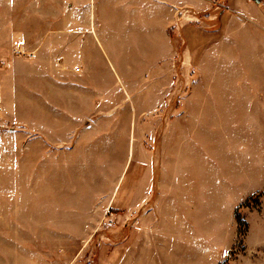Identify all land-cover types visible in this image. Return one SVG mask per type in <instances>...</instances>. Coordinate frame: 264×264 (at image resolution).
I'll return each mask as SVG.
<instances>
[{"label": "crops", "instance_id": "0c3cea01", "mask_svg": "<svg viewBox=\"0 0 264 264\" xmlns=\"http://www.w3.org/2000/svg\"><path fill=\"white\" fill-rule=\"evenodd\" d=\"M34 26L45 29H21ZM4 33L9 52L2 55L0 46V59L35 64L32 72L18 71L29 79L22 97L33 107L31 129L49 138L52 121L67 135L68 114L48 113L62 108L58 98L119 83L126 90L120 75H162L164 61L175 56V180L153 181L146 194L132 190L141 188L135 184L125 190L129 219L107 261L222 264L236 210L264 191V0H0V38ZM84 119L94 121L69 118ZM6 166L0 163V172ZM2 176L0 187L10 185ZM132 203L148 208L137 213Z\"/></svg>", "mask_w": 264, "mask_h": 264}, {"label": "rangeland", "instance_id": "374dc122", "mask_svg": "<svg viewBox=\"0 0 264 264\" xmlns=\"http://www.w3.org/2000/svg\"><path fill=\"white\" fill-rule=\"evenodd\" d=\"M8 33L0 38L2 55L9 52ZM0 68L5 90L0 163L16 168L0 172L11 183L0 187V264H108L109 249L123 241L129 219L125 190L135 184L141 188L132 190L146 194L153 181L175 180V56L164 61L162 75H120L126 90L119 89L117 79L119 85L110 90L58 98L62 108L48 107V113L68 114L66 138L57 122L52 121L50 138L29 125L35 115L22 97L29 79L18 71L32 72L35 64L5 57ZM75 114L94 121L71 123ZM132 206L137 213L148 208L147 203ZM262 221L264 191L236 210L234 240L222 264H264Z\"/></svg>", "mask_w": 264, "mask_h": 264}, {"label": "built area", "instance_id": "2783aa9c", "mask_svg": "<svg viewBox=\"0 0 264 264\" xmlns=\"http://www.w3.org/2000/svg\"><path fill=\"white\" fill-rule=\"evenodd\" d=\"M255 3H257V4H260V1L261 0H253ZM77 70H79V69H77Z\"/></svg>", "mask_w": 264, "mask_h": 264}]
</instances>
